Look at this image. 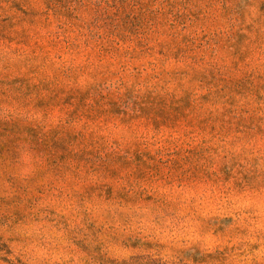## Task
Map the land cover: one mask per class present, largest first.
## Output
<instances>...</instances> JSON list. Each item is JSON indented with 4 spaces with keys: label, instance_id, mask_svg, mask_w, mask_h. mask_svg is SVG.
<instances>
[{
    "label": "rangeland",
    "instance_id": "374dc122",
    "mask_svg": "<svg viewBox=\"0 0 264 264\" xmlns=\"http://www.w3.org/2000/svg\"><path fill=\"white\" fill-rule=\"evenodd\" d=\"M0 264H264V0H0Z\"/></svg>",
    "mask_w": 264,
    "mask_h": 264
}]
</instances>
